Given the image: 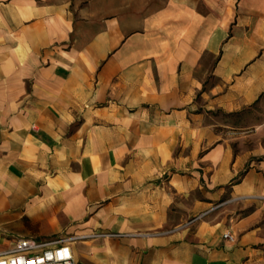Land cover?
Masks as SVG:
<instances>
[{
    "label": "crops",
    "instance_id": "1",
    "mask_svg": "<svg viewBox=\"0 0 264 264\" xmlns=\"http://www.w3.org/2000/svg\"><path fill=\"white\" fill-rule=\"evenodd\" d=\"M263 97L264 0H0V252L264 264Z\"/></svg>",
    "mask_w": 264,
    "mask_h": 264
},
{
    "label": "built area",
    "instance_id": "2",
    "mask_svg": "<svg viewBox=\"0 0 264 264\" xmlns=\"http://www.w3.org/2000/svg\"><path fill=\"white\" fill-rule=\"evenodd\" d=\"M224 236L234 239L229 232ZM68 241H45L34 237L18 239L11 248L0 252V264H78Z\"/></svg>",
    "mask_w": 264,
    "mask_h": 264
},
{
    "label": "rangeland",
    "instance_id": "3",
    "mask_svg": "<svg viewBox=\"0 0 264 264\" xmlns=\"http://www.w3.org/2000/svg\"><path fill=\"white\" fill-rule=\"evenodd\" d=\"M252 113L254 114V117L257 118V120L261 119L262 115L264 114V97L263 100L259 101V103L253 107ZM214 116L222 119L235 118V116H238V118H240L241 120L243 119V116H245V113H238V115H232V114H227L223 111H217L215 112Z\"/></svg>",
    "mask_w": 264,
    "mask_h": 264
}]
</instances>
